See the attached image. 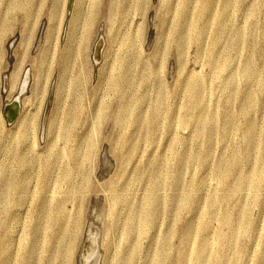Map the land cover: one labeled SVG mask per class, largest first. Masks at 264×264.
Returning <instances> with one entry per match:
<instances>
[{
  "label": "rangeland",
  "instance_id": "374dc122",
  "mask_svg": "<svg viewBox=\"0 0 264 264\" xmlns=\"http://www.w3.org/2000/svg\"><path fill=\"white\" fill-rule=\"evenodd\" d=\"M69 1L0 0V264H264V0Z\"/></svg>",
  "mask_w": 264,
  "mask_h": 264
},
{
  "label": "bare ground",
  "instance_id": "6f19581e",
  "mask_svg": "<svg viewBox=\"0 0 264 264\" xmlns=\"http://www.w3.org/2000/svg\"><path fill=\"white\" fill-rule=\"evenodd\" d=\"M69 3H70V5H72V7H73V5H75V8L76 9H78V6H80V3H81V0H70L69 1ZM83 6V5H82ZM81 8V7H80ZM77 14H78V12H77ZM210 27V26H209ZM102 45V42L99 44V47ZM101 49V48H100ZM100 56H101V51H99V49H97L96 50V52H95V59L96 60H99L100 59ZM16 75V74H15ZM27 75V74H26ZM14 77H16V76H14ZM17 79V78H16ZM25 80L23 81V83H22V90H24V88H25V86H26V84H27V78H24ZM6 85H7V80H6ZM18 98V97H17ZM19 99V98H18ZM18 99H16V101H14L13 102V105L11 106V108L13 109V111L15 112V113H17L18 112V110H19V104H18ZM20 111V110H19ZM85 135V134H84ZM86 135H88V134H86ZM89 138V137H88ZM88 141V140H87ZM86 141V142H87ZM87 144V143H86ZM25 159V158H24ZM89 236V235H88ZM96 236V235H95ZM92 237L94 238V236L92 235ZM91 238V237H90ZM92 240V239H91ZM94 243V242H93ZM94 245V244H93ZM92 245V246H93ZM90 248V247H89ZM92 250V249H91ZM94 251H95V249H93ZM92 253H95V252H93L92 251ZM97 254V253H96ZM96 254H94V255H96ZM90 253L88 254V255H85L84 256V262H83V264H90V258H91V260H92V254L90 255ZM97 259V258H96Z\"/></svg>",
  "mask_w": 264,
  "mask_h": 264
},
{
  "label": "water",
  "instance_id": "95a60500",
  "mask_svg": "<svg viewBox=\"0 0 264 264\" xmlns=\"http://www.w3.org/2000/svg\"><path fill=\"white\" fill-rule=\"evenodd\" d=\"M99 42H100V41H99ZM15 100H16V99H14L13 102H14ZM18 101H19V106H20V100H18ZM13 102H12L9 106L13 105ZM50 103H51V99H49L48 104L50 105Z\"/></svg>",
  "mask_w": 264,
  "mask_h": 264
}]
</instances>
